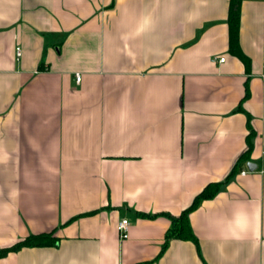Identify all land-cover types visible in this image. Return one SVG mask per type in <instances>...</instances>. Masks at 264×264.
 Returning a JSON list of instances; mask_svg holds the SVG:
<instances>
[{
  "label": "crops",
  "instance_id": "0c3cea01",
  "mask_svg": "<svg viewBox=\"0 0 264 264\" xmlns=\"http://www.w3.org/2000/svg\"><path fill=\"white\" fill-rule=\"evenodd\" d=\"M229 3L0 0V248L59 237L0 264H264V0L240 2L247 61ZM214 181L198 248L163 247Z\"/></svg>",
  "mask_w": 264,
  "mask_h": 264
},
{
  "label": "trees",
  "instance_id": "16d2710c",
  "mask_svg": "<svg viewBox=\"0 0 264 264\" xmlns=\"http://www.w3.org/2000/svg\"><path fill=\"white\" fill-rule=\"evenodd\" d=\"M240 2L241 0H230L229 3L228 17H227V24L229 31V50L239 59L243 61H247V58L242 53L239 45ZM247 94L248 92L246 87V93L244 98L247 96ZM249 134L250 135L253 134L252 129H250ZM251 147L252 144L250 140H247V148L239 156L237 162L232 168L231 174L236 171L237 164L240 161L248 158ZM220 184L221 182L214 181V182H209L207 185H205L203 189L194 197L192 203L187 208H185L178 216H173L168 213H164L169 217L171 221V226L169 227V229L165 234L163 247L166 246L168 240H170L171 238H179L182 240H190L194 242L198 248L197 239L191 229L188 220V213L198 205L199 201L213 197L218 192ZM141 215L148 217L153 216L152 214H145V213H141ZM58 241H59V237L55 236L54 231L31 233L9 246L1 247L0 258L6 256L10 252H16L25 247L54 246L58 243Z\"/></svg>",
  "mask_w": 264,
  "mask_h": 264
},
{
  "label": "built area",
  "instance_id": "2783aa9c",
  "mask_svg": "<svg viewBox=\"0 0 264 264\" xmlns=\"http://www.w3.org/2000/svg\"><path fill=\"white\" fill-rule=\"evenodd\" d=\"M17 55L20 56L21 54V49L19 47H17L16 49ZM220 61L224 60V57H220L219 58ZM262 69H264V66H262ZM262 76H264V71H262ZM75 79L76 81H80L81 79V74L80 73H75ZM241 174H245L246 171L245 170H241L240 171ZM117 231L119 233V236L121 239H126L129 235V223L127 219H121L118 223H117Z\"/></svg>",
  "mask_w": 264,
  "mask_h": 264
},
{
  "label": "water",
  "instance_id": "95a60500",
  "mask_svg": "<svg viewBox=\"0 0 264 264\" xmlns=\"http://www.w3.org/2000/svg\"><path fill=\"white\" fill-rule=\"evenodd\" d=\"M247 168L249 170H254L255 169V164L249 162V163H247Z\"/></svg>",
  "mask_w": 264,
  "mask_h": 264
}]
</instances>
